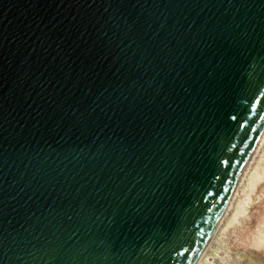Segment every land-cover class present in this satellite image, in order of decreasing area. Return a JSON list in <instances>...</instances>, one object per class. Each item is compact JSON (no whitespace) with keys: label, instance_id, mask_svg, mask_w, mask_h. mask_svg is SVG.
Instances as JSON below:
<instances>
[{"label":"water","instance_id":"obj_1","mask_svg":"<svg viewBox=\"0 0 264 264\" xmlns=\"http://www.w3.org/2000/svg\"><path fill=\"white\" fill-rule=\"evenodd\" d=\"M264 130V0H0V264H195Z\"/></svg>","mask_w":264,"mask_h":264},{"label":"rangeland","instance_id":"obj_2","mask_svg":"<svg viewBox=\"0 0 264 264\" xmlns=\"http://www.w3.org/2000/svg\"><path fill=\"white\" fill-rule=\"evenodd\" d=\"M263 148L264 142L239 183L238 194L224 213L226 215H223L199 264H264V176H260L254 185L248 182L257 165L264 175ZM241 202H244L243 212L236 215Z\"/></svg>","mask_w":264,"mask_h":264},{"label":"bare ground","instance_id":"obj_3","mask_svg":"<svg viewBox=\"0 0 264 264\" xmlns=\"http://www.w3.org/2000/svg\"><path fill=\"white\" fill-rule=\"evenodd\" d=\"M263 142H264V130H263V132H262V134H261V137H260V139H259V141H258V143H257V145H256V148H255V150H254V152H253V154H252V156H251V159L249 160V162H248V165H247V167L245 168V170H244V172H243V174H242V176H241V178H240V180H239V182H238V184H237V186H236V188L234 189V192H233V194H232V196H231V198H230V200H229V202H228V205H227V207H226V209H225V211H224V213L227 211V209H228V207L231 205V203H232V201H233V199H234V197H235V195H236V193H237V188H238V185H239V183L242 181V179H243V177L248 173V171H249V169H250V165H251V163H252V160H253V158L255 157V155H256V153L258 152V150H259V148L261 147V145H263ZM264 149V148H263ZM261 157V156H260ZM262 160V159H261ZM260 161V160H259ZM258 161V162H259ZM258 164V163H257ZM253 166V165H252ZM259 165H257L256 167H255V169H254V171L250 174V181H248V182H250L252 185H254V184H256V181L258 180V178L260 177V176H264V175H262L263 174V172H261L260 171V169H259ZM264 168V167H263ZM262 168V169H263ZM252 171V170H251ZM249 180V179H248ZM241 188V187H240ZM238 194V193H237ZM239 202V201H238ZM237 204V203H236ZM243 204H244V202L242 203H240L239 205H238V208L236 209V215L239 213V212H243ZM245 212V211H244ZM223 213V215H226V214H224ZM228 213V212H227ZM239 214H241V213H239ZM223 215H222V217H223ZM235 215V216H236ZM234 216V215H233ZM222 217H221V219H222ZM226 218V217H225ZM235 218V217H234ZM221 219L219 220V222H218V224H217V226H216V228H215V230H214V232L212 233V235H211V237H210V240H209V242H208V244H207V246L205 247V249H204V251H203V253L201 254V256L199 257V259L197 260V262L195 263V264H199L200 262H201V260H203V257H204V254H205V252H206V250H207V248H208V246H209V244H210V241H211V239H212V236H213V234L215 233V231H216V229H217V227L219 226V223H221L220 221H221ZM231 220H233V219H231ZM230 223V222H229ZM220 227H221V225H220ZM218 234V233H217ZM262 237V236H261ZM262 240H263V238H262ZM263 242V245H264V241H262ZM262 244V243H261ZM206 257V256H205ZM204 261H205V259H204ZM207 262V261H206ZM208 263V262H207ZM206 263V264H207Z\"/></svg>","mask_w":264,"mask_h":264}]
</instances>
